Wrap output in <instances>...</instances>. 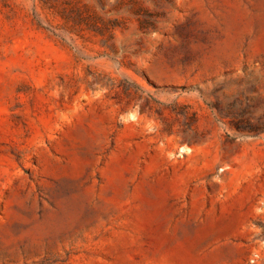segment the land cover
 <instances>
[{
  "label": "rangeland",
  "instance_id": "1",
  "mask_svg": "<svg viewBox=\"0 0 264 264\" xmlns=\"http://www.w3.org/2000/svg\"><path fill=\"white\" fill-rule=\"evenodd\" d=\"M0 264H264V0H0Z\"/></svg>",
  "mask_w": 264,
  "mask_h": 264
}]
</instances>
